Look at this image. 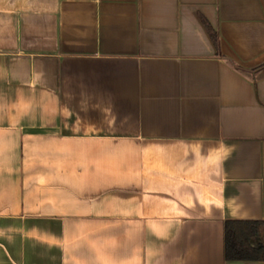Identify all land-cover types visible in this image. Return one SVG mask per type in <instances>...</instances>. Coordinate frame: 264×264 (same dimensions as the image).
<instances>
[{
    "label": "crops",
    "instance_id": "0c3cea01",
    "mask_svg": "<svg viewBox=\"0 0 264 264\" xmlns=\"http://www.w3.org/2000/svg\"><path fill=\"white\" fill-rule=\"evenodd\" d=\"M231 219L264 220V0H0V264H264Z\"/></svg>",
    "mask_w": 264,
    "mask_h": 264
},
{
    "label": "trees",
    "instance_id": "16d2710c",
    "mask_svg": "<svg viewBox=\"0 0 264 264\" xmlns=\"http://www.w3.org/2000/svg\"><path fill=\"white\" fill-rule=\"evenodd\" d=\"M224 256L227 260H264V220H226Z\"/></svg>",
    "mask_w": 264,
    "mask_h": 264
}]
</instances>
